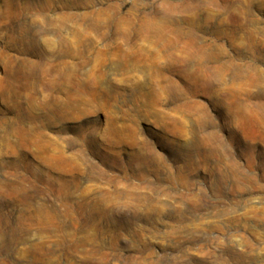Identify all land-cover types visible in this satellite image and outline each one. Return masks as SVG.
<instances>
[{"label":"rangeland","instance_id":"374dc122","mask_svg":"<svg viewBox=\"0 0 264 264\" xmlns=\"http://www.w3.org/2000/svg\"><path fill=\"white\" fill-rule=\"evenodd\" d=\"M248 74L264 0H0V264H264Z\"/></svg>","mask_w":264,"mask_h":264},{"label":"bare ground","instance_id":"6f19581e","mask_svg":"<svg viewBox=\"0 0 264 264\" xmlns=\"http://www.w3.org/2000/svg\"><path fill=\"white\" fill-rule=\"evenodd\" d=\"M124 22H125L124 20H118L117 21V25L120 29H124V26H125ZM140 26H141L142 30H139V32H137L136 35L146 36L145 33H148V31L154 30L156 28V23L154 21H150V20H143V22ZM119 35H120L119 36L120 41L117 40V41H119V43L114 48V55H116V58H117V56H120V59H118L117 62H118V64H121V60H122V64H124V66H127V67L132 66L133 67L137 62V58L134 56L135 55L134 53L136 51H135V48H134L133 43H132L133 37H131L132 35L130 36L129 34H126V32H122ZM146 37H147L146 39H148L151 36L148 35ZM152 48H153V46H152ZM83 85H84V83H82L81 81L76 82V86L78 88H80V87L83 88ZM232 88L235 90V92L239 89V87H236V86H233ZM241 88L243 90V93H245L247 95L251 94L252 88H254V89L256 88L257 95L258 94L260 95L261 92L263 93V91H264V81H257V79L253 78L250 74H248L246 77V80L242 81ZM259 98L260 97L258 96V99ZM245 105H247V104H244V106L240 110H237V111L233 112V114H232L233 118L237 122L241 121L246 116H250V117L256 118V119L258 117V116L255 117V115H254L255 113H253L252 110L248 109V107ZM255 105H256V103H255ZM249 107H251V106H249ZM252 108L256 109L254 107H252ZM257 109H258V107H257ZM259 109H261V108H259ZM256 115H258V113H256Z\"/></svg>","mask_w":264,"mask_h":264}]
</instances>
